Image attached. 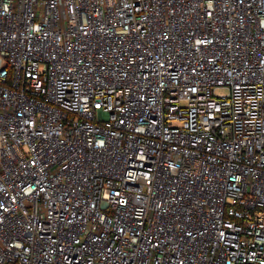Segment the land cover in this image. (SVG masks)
I'll list each match as a JSON object with an SVG mask.
<instances>
[{"label": "built area", "instance_id": "2783aa9c", "mask_svg": "<svg viewBox=\"0 0 264 264\" xmlns=\"http://www.w3.org/2000/svg\"><path fill=\"white\" fill-rule=\"evenodd\" d=\"M0 264H264V0H0Z\"/></svg>", "mask_w": 264, "mask_h": 264}, {"label": "rangeland", "instance_id": "374dc122", "mask_svg": "<svg viewBox=\"0 0 264 264\" xmlns=\"http://www.w3.org/2000/svg\"><path fill=\"white\" fill-rule=\"evenodd\" d=\"M216 94L217 95H225V94H227V90L225 88L218 89V90H216Z\"/></svg>", "mask_w": 264, "mask_h": 264}]
</instances>
